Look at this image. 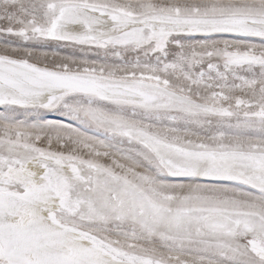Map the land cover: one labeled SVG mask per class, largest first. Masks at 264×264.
I'll return each mask as SVG.
<instances>
[{"label": "snow or ice", "instance_id": "1", "mask_svg": "<svg viewBox=\"0 0 264 264\" xmlns=\"http://www.w3.org/2000/svg\"><path fill=\"white\" fill-rule=\"evenodd\" d=\"M0 264H264V0H0Z\"/></svg>", "mask_w": 264, "mask_h": 264}, {"label": "rangeland", "instance_id": "2", "mask_svg": "<svg viewBox=\"0 0 264 264\" xmlns=\"http://www.w3.org/2000/svg\"><path fill=\"white\" fill-rule=\"evenodd\" d=\"M90 58H95V57H90Z\"/></svg>", "mask_w": 264, "mask_h": 264}]
</instances>
